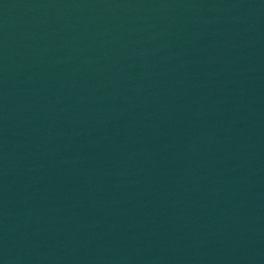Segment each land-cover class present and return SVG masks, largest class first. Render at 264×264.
Listing matches in <instances>:
<instances>
[{
	"label": "water",
	"instance_id": "95a60500",
	"mask_svg": "<svg viewBox=\"0 0 264 264\" xmlns=\"http://www.w3.org/2000/svg\"><path fill=\"white\" fill-rule=\"evenodd\" d=\"M68 0H0V34Z\"/></svg>",
	"mask_w": 264,
	"mask_h": 264
}]
</instances>
